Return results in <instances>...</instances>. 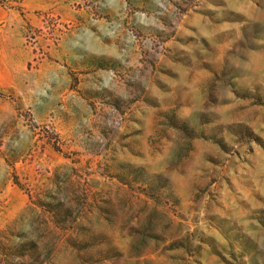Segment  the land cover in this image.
<instances>
[{
    "label": "rangeland",
    "instance_id": "obj_1",
    "mask_svg": "<svg viewBox=\"0 0 264 264\" xmlns=\"http://www.w3.org/2000/svg\"><path fill=\"white\" fill-rule=\"evenodd\" d=\"M0 264H264V0H0Z\"/></svg>",
    "mask_w": 264,
    "mask_h": 264
}]
</instances>
